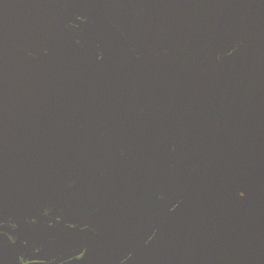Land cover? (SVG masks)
<instances>
[{"label":"water","instance_id":"obj_1","mask_svg":"<svg viewBox=\"0 0 264 264\" xmlns=\"http://www.w3.org/2000/svg\"><path fill=\"white\" fill-rule=\"evenodd\" d=\"M96 2H100L107 13L117 12L121 18L134 23V30L141 43L138 44L136 39L135 41L131 39L130 42L100 12ZM260 9H264V0H189L184 30L176 38L165 30L164 23L157 13L140 8L129 0H0V31L3 40L16 44L25 53V57L20 53L19 63L21 67L23 62L28 63L30 69V74L25 75V79L19 85L29 86L31 92L36 89L37 106L40 105L39 101L45 99L42 109L44 118L48 117V112L51 110L50 102L64 98L61 94L65 95L67 102L70 98L75 100L81 122L79 133L82 173L80 180L87 173V177H90L89 164L92 158L104 164L103 157L104 155L107 157L108 164L106 168L103 166L105 171L107 170L106 193L96 217L100 231L98 234L83 233L81 235L82 246L94 247V250H91L79 264H123L148 245L157 233L160 221L171 207L170 203L158 209L157 197L161 188L168 185V180L175 182L176 166L179 169L188 170L181 193H188L196 181L215 186L209 178V171L210 168L214 170L217 166H220L218 169L220 181L217 185L223 182H238L244 191L256 193L254 170L257 167V194L259 200L264 197V156L258 162V153L261 152L258 145L261 129H255V118L251 114L254 142L251 154L254 161L253 168L249 169L251 171H244V165L239 168L240 163H237V160L228 159L227 150L231 149L233 140L231 132L228 137L225 134L231 130L226 121L227 117L231 116V109L228 106L229 101L227 103L224 101L223 87L224 74L237 67L236 61L256 68L250 78L264 80V70L261 69L264 62V26L259 24L255 17L259 16L257 13ZM246 12L249 13L244 14ZM242 14L250 16L249 21H253L255 26H258L259 32L244 28L243 32L231 36L212 34V31L221 23ZM76 15L80 17L86 15L89 18L87 21H79ZM67 23H74L83 31L94 59L91 65L97 67L102 77L100 83L83 90L79 100L74 92L54 88L53 77L47 71V69L51 70L52 64L46 61L44 56L45 50L51 44L53 45L57 38L63 39L62 33L67 31ZM244 40H247V43L243 47L238 46L231 55L223 56L217 62L215 61L217 60L214 57L216 50H230ZM97 46L100 50L99 56L95 54ZM136 46L138 48L159 47L157 51L165 72L170 73L171 69L175 68L171 79L172 88L177 78H182L184 80L182 85H186V91L178 93L179 102L173 112L171 164L163 181L137 135V129L147 114L150 84ZM203 52H207L209 59L206 57L199 60L192 71H189L188 62L196 60L195 55H201ZM169 59H171L170 66H168ZM186 64L185 74L181 76L180 68ZM76 66L79 69L77 60ZM204 68L211 69L212 73L214 69L217 70L218 77L214 90L211 88L203 91L196 86ZM34 71L39 80L34 78ZM189 77L193 79L190 82ZM187 83L192 85L194 94L202 95V97L190 99V96H186L181 100L182 95L187 93ZM43 93L45 95L42 97ZM259 96L264 97V88ZM231 97L229 94L228 100ZM258 98H253L252 107L254 110L260 106L259 110L262 111L264 106L262 108L261 105H264V98L262 101ZM228 109L230 110L227 113ZM262 120L264 122V118ZM104 130L109 132V144L106 142L102 144ZM220 133H222V141ZM58 139L54 138L52 143L56 145L59 142ZM100 144L104 148L99 147ZM187 144L190 145L187 146ZM235 145L238 150L243 151L242 143L235 141ZM219 146L224 149L216 152ZM191 147H194L192 151L197 152L195 156L201 158L199 167L200 164L201 169L204 167L199 178L201 169L191 167L186 159ZM97 151L101 152V157L97 155ZM216 153L217 157H214ZM229 161L234 163L228 165ZM57 163H61L62 166L60 164L55 166ZM57 163H47V165H54L52 169L60 167V173L63 175L62 161ZM233 165L237 167L232 169ZM77 170L66 168L65 173L69 177ZM60 173L55 172L54 175L51 173L53 175L51 187L47 190L50 193H37L39 198L53 199L51 193L55 189H60L59 185L62 182ZM99 175L101 179L102 171ZM169 190L171 193L172 189ZM18 217L43 222L53 220L30 208L17 207L1 214L0 224ZM1 236L3 235L0 234Z\"/></svg>","mask_w":264,"mask_h":264},{"label":"flooded vegetation","instance_id":"obj_2","mask_svg":"<svg viewBox=\"0 0 264 264\" xmlns=\"http://www.w3.org/2000/svg\"><path fill=\"white\" fill-rule=\"evenodd\" d=\"M129 1L157 13L165 30L171 35L178 38L182 34L189 0ZM96 3L100 12L130 42L136 39L138 44L141 43L134 23L121 18L117 12L107 13L100 2ZM244 14L221 23L212 34L231 36L243 32L244 28L259 32L258 26L249 21L250 16ZM76 18L87 21L89 17L76 15ZM67 24V31L62 33L63 39L57 38L45 50L44 56L52 64L51 70L47 71L53 77L54 88L74 92L79 100L81 92L100 83L102 77L97 67L91 65L94 59L83 31L74 23ZM242 42L230 50H216L215 61L231 55L238 46L243 47L247 40ZM20 53L25 57L16 44L4 42L0 31V215L17 207H27L53 220L43 222L18 217L0 224V234L3 235L0 237V264H79L94 250V247L82 246L81 235L98 234L100 231L96 217L106 193L107 170L98 159L92 158L89 178L87 173L80 180L81 164L76 173L69 177L63 166V175L60 167L50 168L48 172L42 168L39 171L43 174L31 184L18 181L20 165L25 168L27 161L22 149L33 143V140L26 141V138L34 125L44 118L42 109L45 104L44 99L33 108V104L19 99L17 95ZM95 54L100 55L99 46ZM206 57L209 59L207 52L195 55L197 61L188 62L189 71ZM22 67L25 75H29L28 63L23 62ZM186 68L187 64L180 68L181 76L185 74ZM261 69L264 70V62ZM190 80L193 79L189 77ZM183 81L182 78L174 80L173 92L177 97ZM22 88L30 90L29 86ZM182 91H186V87ZM186 96H190V99L202 97L194 94L192 85L188 83L187 93L182 95L181 100ZM261 106L263 108L264 105ZM259 109L261 107L257 106L252 113L256 130L264 123V108L262 111ZM43 123L42 119L39 126H43ZM108 133V130H104L102 144L110 143ZM102 144L99 147L104 148ZM194 147L188 150L186 159L191 167L197 168L201 158L195 156L197 152L192 151ZM58 164L62 166L61 163L55 166ZM203 168L201 164L197 168L201 169L198 178ZM101 171L103 175L100 179ZM187 171L176 166L175 182L168 180V185L161 188L157 197L158 209L171 203L168 213L160 221L158 231L148 245L123 264H264V209L259 210L258 168L254 170L256 193L244 191L238 182L212 186L198 181L188 193H181ZM55 172L62 175L60 189L53 190V199L39 198L37 193H50L47 190L51 187V176ZM19 193L36 194L20 198Z\"/></svg>","mask_w":264,"mask_h":264},{"label":"rangeland","instance_id":"obj_3","mask_svg":"<svg viewBox=\"0 0 264 264\" xmlns=\"http://www.w3.org/2000/svg\"><path fill=\"white\" fill-rule=\"evenodd\" d=\"M257 11V10H255ZM259 16H255L258 19V23L264 26V9H260ZM159 47L150 48H138L136 46L137 53L141 60L144 71L146 72L147 79L150 84V98L147 108V114L137 129V135L141 140L143 146L152 158L158 172L160 174L161 181L164 176H167L169 172V166L171 164L170 151L173 148V112L175 111L178 98L173 92L171 86V79L175 72V68L171 69L170 73H166L164 70L163 62L159 58L157 51ZM237 67L233 71L225 72L223 78V87L225 92V103L229 101L228 105L231 109V116L227 117V126L231 130L226 132V137L232 133V146L228 149V159L232 161L237 160L238 167H243L244 171L253 168V125L251 114L253 112V98L259 97L260 101L264 97L259 96V93L263 92L264 80L261 78H250V75L255 72L254 66H247L241 61H236ZM171 65V59L168 61V66ZM196 84L198 89L208 91L211 88L214 90L217 81V70L214 69L213 73L211 69L204 68ZM33 76L36 80H39L38 76L33 72ZM17 79L19 84L25 79V73L21 65H18ZM23 86L19 85L17 89V95L21 100H28L33 104V108L37 107V91L33 92L25 90ZM184 90L185 85H182L179 92ZM232 96L229 100L227 96ZM45 95L43 93L42 97ZM64 98L60 101L50 102L51 110L48 112V117L43 118V126L38 124L30 130L26 141H32L28 146H24L22 149L23 156L27 159L25 168L20 165V172L18 173V181L27 184L33 180H36L40 174V169H44L48 172L54 165H47V163L61 162L67 169H78L80 165V113L76 106L75 100L70 98V101H66L64 94H61ZM256 95V96H255ZM226 107V108H229ZM227 110L228 111L230 110ZM246 117L247 119H242ZM259 127V124H258ZM238 128H244L243 130H237ZM260 131V144L261 152L258 153V162L261 157L264 156V123L259 127ZM240 134H239V133ZM238 133V134H236ZM79 135V136H78ZM54 138H59L58 143L54 145L52 141ZM237 138V140H236ZM257 138V136H256ZM259 138V137H258ZM220 139L222 141V133H220ZM235 141L239 144L242 143L243 151L238 150L235 145ZM258 145L256 148L258 149ZM223 147L219 146L216 152H219ZM97 155L101 157V152L97 151ZM217 157V153L214 155ZM104 166L106 168L108 162L107 157L104 155ZM228 165L234 162H227ZM77 166H76V165ZM220 166L216 169L210 168V180L212 184L217 185L219 180ZM236 165L232 166L235 169ZM251 171V170H249ZM218 172V173H217ZM236 174L235 178L237 177ZM232 177L234 175L232 174ZM38 187L34 188L37 189ZM30 195L33 197L34 193H19V197ZM260 208L264 209V197L259 201Z\"/></svg>","mask_w":264,"mask_h":264}]
</instances>
